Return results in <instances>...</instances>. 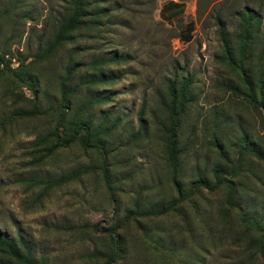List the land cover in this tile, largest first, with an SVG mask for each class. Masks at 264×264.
<instances>
[{
	"label": "rangeland",
	"instance_id": "1",
	"mask_svg": "<svg viewBox=\"0 0 264 264\" xmlns=\"http://www.w3.org/2000/svg\"><path fill=\"white\" fill-rule=\"evenodd\" d=\"M172 1L179 6L168 5ZM99 23L76 31L48 57L34 53L51 40L65 15L67 0H0V54L13 68L19 60L42 105L59 101L58 82L76 62L117 57L99 70L114 80L89 87L90 71H71L68 117L79 102L107 98L84 112L93 127L116 120L102 141L106 148V190L100 170L49 191L38 201L31 176L55 177L79 165L98 164L92 150L72 144L40 167L30 164L31 143L45 133L55 115L15 117L0 129V232L22 239L35 262L103 264L110 251L108 233L117 234L113 264H254L256 229L264 226V159L241 151H264L261 95L256 90L259 41L250 46L243 69L249 91L220 56L219 25L235 44L242 8L258 11V39L264 36V0H89ZM187 79L184 109L174 129L175 161H168L164 130L168 123L167 84ZM25 88L0 80V120L26 108ZM257 101V104H256ZM142 114L144 126L139 123ZM226 168L225 183L210 190L213 171ZM183 196L180 204L159 216ZM241 215V216H240ZM248 226V228H247ZM254 241V242H253ZM264 259V254L263 257ZM0 264H9L0 255Z\"/></svg>",
	"mask_w": 264,
	"mask_h": 264
},
{
	"label": "trees",
	"instance_id": "2",
	"mask_svg": "<svg viewBox=\"0 0 264 264\" xmlns=\"http://www.w3.org/2000/svg\"><path fill=\"white\" fill-rule=\"evenodd\" d=\"M168 5L179 6L176 2L169 1ZM92 3L89 0H67L65 15L60 18L57 22L54 34L50 42L40 51L34 53V60H42L53 53L57 47H59L64 42L72 43L73 37L76 31L92 29L98 25V16L103 13L102 9L92 8ZM241 20L238 24V33L236 37L235 44H231L227 37L222 33V28L219 25V39L222 45V55L220 56L224 61L231 65L240 81L244 84L246 89L249 91V84L251 77L247 75L246 70L243 69L244 64H246L247 59L250 58V46L254 42L256 36V41H259V50L256 56V90L261 95L260 106H262V115L264 118V36L262 39H258L260 16L259 12H253L250 8H242L241 10ZM117 60V57L110 56L104 58L102 56L90 58L88 61L76 62L73 66L66 70V75L59 80V101L57 104L48 103L42 105L40 101L36 98V93L32 88L31 79L27 76L25 67L28 63H24L23 60H19L17 65L11 68L9 66L10 60L4 57V53L0 54V80L6 82L7 85L11 84V87L16 86L18 88L25 87L30 93V97L22 96L25 101L26 108L22 110H17L6 117V119L0 120V129L3 130L4 126L15 117L20 119H32L40 117H50L55 115L54 120H52V126L43 134H38L33 142L31 143V159L30 164L34 167H40L43 165L58 149L68 147L72 144H77L83 150H92L100 157V162L98 164H86L79 165L72 168L69 171L59 173L55 177L49 176H31L26 179L27 186L29 188L38 187L39 191L36 194L38 201H41L49 191L59 188L80 176L94 173L100 170L102 177L104 179V185L107 191L110 189L109 181L106 177V148L102 141V135H106L111 132L117 121L113 120L103 125V122L91 126L87 117L84 116L85 110L91 107L95 103H102L107 98L103 96H92L88 97L78 103L76 108L67 117L66 111L70 106L72 90L67 88V80L71 71L79 69L83 66L86 70L90 71V74H86L82 80L81 84L85 87H89L96 84H104L108 81L115 79L113 75H101L99 70L106 63ZM189 86V81L187 79L181 80L179 84L174 83L167 84L168 93V104L165 107L168 123L165 127L164 140L165 147L168 153V161L173 163L176 158V153L174 150V129L178 123L180 116L184 109V92ZM257 104V101H256ZM140 126H144V121L140 111L139 114ZM246 151L253 154L259 159H264V151L255 148H248L242 146L239 150ZM221 174H226L230 176V172L226 168L215 169L213 175L215 180L211 186L210 190L215 189L220 183H225L229 191H231L230 179L221 176ZM183 196H180L178 200L172 201L171 204L165 206L162 209L157 210H147L144 215L159 216L165 212L174 209V207L180 204L183 200ZM241 216V215H240ZM245 224L252 225L256 229V239L253 243L255 249L254 264H264L263 257L264 254V226L260 224L259 221L255 220L253 217L242 218ZM248 228V226H247ZM107 237L110 242V251L106 255L107 259L103 264H113L118 259L117 252V234L108 233ZM31 252L27 244L23 242L22 239L9 238L0 232V255L7 259L9 264H44V259L39 258L38 262H35L30 256Z\"/></svg>",
	"mask_w": 264,
	"mask_h": 264
}]
</instances>
